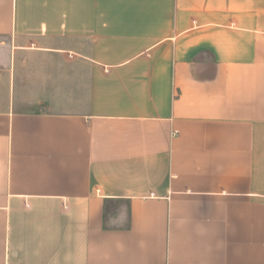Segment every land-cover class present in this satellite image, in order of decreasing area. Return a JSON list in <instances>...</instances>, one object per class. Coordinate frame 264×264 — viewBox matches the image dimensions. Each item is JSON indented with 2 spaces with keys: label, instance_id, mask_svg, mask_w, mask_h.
Listing matches in <instances>:
<instances>
[{
  "label": "crops",
  "instance_id": "crops-1",
  "mask_svg": "<svg viewBox=\"0 0 264 264\" xmlns=\"http://www.w3.org/2000/svg\"><path fill=\"white\" fill-rule=\"evenodd\" d=\"M0 264H264V0H0Z\"/></svg>",
  "mask_w": 264,
  "mask_h": 264
}]
</instances>
